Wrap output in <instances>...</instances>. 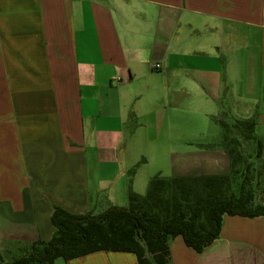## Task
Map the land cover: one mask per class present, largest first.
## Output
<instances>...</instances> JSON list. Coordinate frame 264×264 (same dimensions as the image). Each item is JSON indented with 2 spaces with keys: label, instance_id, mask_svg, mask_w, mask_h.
<instances>
[{
  "label": "crops",
  "instance_id": "1",
  "mask_svg": "<svg viewBox=\"0 0 264 264\" xmlns=\"http://www.w3.org/2000/svg\"><path fill=\"white\" fill-rule=\"evenodd\" d=\"M191 108L255 118L264 159V0H0V251L49 240L53 204L121 205L140 161L138 192L155 174L228 172L219 142L192 141ZM169 249V264H264V216L225 215L200 253L181 236Z\"/></svg>",
  "mask_w": 264,
  "mask_h": 264
},
{
  "label": "trees",
  "instance_id": "2",
  "mask_svg": "<svg viewBox=\"0 0 264 264\" xmlns=\"http://www.w3.org/2000/svg\"><path fill=\"white\" fill-rule=\"evenodd\" d=\"M215 121L221 130L219 145L230 160L228 172L155 174L139 194L132 189V178L140 161L128 170L125 207L75 214L53 204V236L17 249L9 260L0 251V264H53L59 257L69 260L108 250L133 253L138 264H169L172 238L181 236L186 246L200 253L219 237L225 215L264 216V196L254 203L264 169L256 119L223 111ZM243 142L254 144L251 154L245 153ZM255 161L261 164L257 170Z\"/></svg>",
  "mask_w": 264,
  "mask_h": 264
},
{
  "label": "rangeland",
  "instance_id": "3",
  "mask_svg": "<svg viewBox=\"0 0 264 264\" xmlns=\"http://www.w3.org/2000/svg\"><path fill=\"white\" fill-rule=\"evenodd\" d=\"M188 129L190 131V137H191L192 141H196V142L208 141V143H211V142L217 143L220 140L221 130H220L219 124L215 121V119H213V117H211L209 115L202 114L200 111L195 110L194 108H191L190 113H189ZM255 132H256V130H255ZM256 135H257V133H256ZM242 144H243L242 147H243L245 153L251 154V152L254 148V144L252 142H243ZM158 158H160L158 160V165L160 167L164 166V164L161 162V159L163 158V156L161 155ZM150 166H152L151 170H155V165L151 164ZM260 166H261L260 161L254 162L253 167L256 168V170L259 169ZM160 175H161V173H160ZM147 183H148V181L146 182V184L143 183V185L141 186L140 189H138V187H137V190H140L139 192L135 191L133 188L132 189L139 194H144L146 191ZM252 185H254L253 182H252ZM263 196H264V169H262V174L260 176L258 191L256 193L254 203L261 201ZM119 202H122V203H120L121 205H119V207H125L126 206L125 199H123V201H119ZM12 256H14L13 253L4 254V258L6 260H9Z\"/></svg>",
  "mask_w": 264,
  "mask_h": 264
},
{
  "label": "built area",
  "instance_id": "4",
  "mask_svg": "<svg viewBox=\"0 0 264 264\" xmlns=\"http://www.w3.org/2000/svg\"><path fill=\"white\" fill-rule=\"evenodd\" d=\"M153 67L154 68H158L159 67V64L156 63V64L153 65Z\"/></svg>",
  "mask_w": 264,
  "mask_h": 264
}]
</instances>
